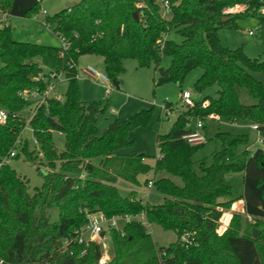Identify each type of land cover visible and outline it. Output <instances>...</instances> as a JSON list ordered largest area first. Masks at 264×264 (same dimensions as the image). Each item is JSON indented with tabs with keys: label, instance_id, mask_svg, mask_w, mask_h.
<instances>
[{
	"label": "trees",
	"instance_id": "obj_1",
	"mask_svg": "<svg viewBox=\"0 0 264 264\" xmlns=\"http://www.w3.org/2000/svg\"><path fill=\"white\" fill-rule=\"evenodd\" d=\"M161 1L167 3L166 14L160 0H77L45 17L51 32L64 39L62 47L14 40L10 25L1 20L2 13L31 16L40 0H0V109L7 114L0 122V264H99L100 245L93 241L85 247L75 239L93 212L107 217L143 213L149 225L176 233L172 244L158 247L138 220L110 228L113 255L106 264H264V85L252 75L264 72V60L248 57L242 47L224 46L218 35L219 28L236 26L237 18L259 14L264 0ZM238 4L245 8L223 12ZM173 28L180 42L168 38ZM85 54L101 56L107 77L118 82L126 59L140 67L154 64L156 85H181L188 72L200 68L194 89L216 85L215 96L188 106L156 136L158 154L150 165L144 153L120 151L131 145L128 132L144 125L150 111L115 118L98 134L97 120L106 106L81 101L77 88L74 64ZM163 56L170 57L167 67L160 65ZM51 74L66 81L64 98H48L30 120L36 140L31 146L21 135L26 102L19 93L44 89ZM242 92L253 101L244 103ZM191 116L248 120L256 124L262 143L250 149L248 134L218 130L211 138L218 144L211 161L194 159L205 142L183 138ZM53 131L63 136L62 150L54 145ZM14 147L12 158L47 167H37L43 181L31 192L10 166L12 158L3 160ZM151 170L176 176L182 185L169 177L145 179L164 196L159 204L143 202L134 190L120 195L118 179L138 184V176ZM235 173H242L240 192L226 176ZM237 200L243 201L244 214H232L219 232L223 210Z\"/></svg>",
	"mask_w": 264,
	"mask_h": 264
},
{
	"label": "rangeland",
	"instance_id": "obj_2",
	"mask_svg": "<svg viewBox=\"0 0 264 264\" xmlns=\"http://www.w3.org/2000/svg\"><path fill=\"white\" fill-rule=\"evenodd\" d=\"M77 0H40L37 12L28 17L6 16L1 14L2 22L10 25L11 36L14 40L41 43L50 46H61L60 39L51 32L45 24V17L51 16L55 12L65 8L67 2ZM160 10L166 14V7L160 0ZM238 10H243L245 7L242 4L236 5ZM263 6H260L261 9ZM227 8L223 9L225 12ZM259 9V10H260ZM43 10L46 12L43 13ZM259 27L255 34L250 35L249 30ZM218 35L221 43L229 48L242 47L244 53L250 58L264 60V14L259 11V14H251L248 16L236 19V26L223 27L218 29ZM168 38L176 42H180L182 37L176 32L175 28L171 29ZM170 57L163 56L160 62L162 67H167L170 64ZM91 64L98 71L104 72L103 60L101 56L93 54L81 55L78 58V66ZM124 72L119 76V86L112 85V89L108 90L104 84L92 82L84 79H77V88L79 98L83 102L98 101L101 105L106 106V111L101 114L97 120L98 134H102L108 123L115 118L126 120L135 116L141 111H150V117L144 125L135 126L128 132V139L132 140L130 146L121 149L125 154H146V162L153 165L158 154L156 146V136L164 134L172 125L177 115L187 107L181 102L182 91H189L195 102L202 101L205 97H214L217 89L216 85L207 87L202 91L194 89V82L199 77L202 70L195 68L188 72L184 77L182 84L178 85L174 82H167L160 85L155 84L157 72H155L154 64L140 67L134 59L124 60ZM252 75L264 85V72L255 71ZM67 83L65 80L58 82L55 94L64 98ZM241 100L244 103H250L253 100L244 92L241 93ZM206 105V101L203 106ZM164 106V109H162ZM198 118L191 116L187 124L188 129H195ZM203 127L200 129L205 137V143L195 154L194 159H204L209 163L212 158V153L218 148V144L211 138L218 131H227L233 134L246 133L250 139V149L258 145V133L250 127L252 122L245 119H237L233 123L225 118H206L202 120ZM53 142L58 150L64 148V139L58 131L52 132ZM22 138H28L30 145L33 144V136L29 129H26ZM9 164L16 172L24 177L28 182L29 191L36 186H40L43 179L38 168H47L44 165L38 164L37 161H30L20 156L9 160ZM227 178L235 186V192L242 190V173L227 174ZM169 177L178 185H182L180 178L168 175L165 171H159L156 174L151 170L146 174L138 176V184L130 183L124 179H118L115 183L118 192L121 196H126L130 191L136 192L137 198L149 204H159L163 201V195L154 187L147 186L144 183L147 178ZM243 213V201H235L229 209L223 210V215L217 223V230L223 232L229 223L232 214ZM52 220L57 219V211L52 214ZM123 221H119L117 229L120 228ZM84 225L83 227H85ZM153 240L158 247H166L176 240V233L171 230H163L158 225L150 226ZM82 229V228H81ZM109 229L106 228L105 236L100 244L102 256L105 264L112 258V249L109 238ZM82 236L87 237V231H82Z\"/></svg>",
	"mask_w": 264,
	"mask_h": 264
},
{
	"label": "built area",
	"instance_id": "obj_3",
	"mask_svg": "<svg viewBox=\"0 0 264 264\" xmlns=\"http://www.w3.org/2000/svg\"><path fill=\"white\" fill-rule=\"evenodd\" d=\"M164 6L167 9V3L163 2ZM238 11V7H229L225 10V12H236ZM260 11L264 14V5L260 9ZM43 13L45 14L46 12L43 10ZM259 27H255L254 29L249 30V34L253 35L255 34V31L258 30ZM61 46L66 47V43L64 39H61ZM76 66L77 74L76 78L77 79H84L92 82H99L101 84H104L108 90L112 89V81L107 77L105 72H100L98 71L93 65L87 64L83 66L82 68H79L78 64H74ZM50 77L52 80H50L49 83L46 84L45 88L40 90L37 86L31 87V88H25L22 89L21 92L19 93L20 97L23 99L24 102H26V105L24 108L21 110V119L23 120L22 123V129H21V135L26 129H29L31 131L29 122L30 120L35 116L37 110L44 104H46L48 98H57L60 99L58 95L55 94V89L58 84V82H61L63 80L62 75H57L55 78L54 74H51ZM181 102L184 106H193L194 101L191 96V93L189 91H182L181 94ZM162 109H164V106H162ZM7 117L6 111L3 109H0V122H3ZM203 127V122L201 119H198L196 122L195 129L187 131L184 135L183 138L191 143V144H200L205 142V137L201 132V128ZM250 127L252 129H257L256 124H250ZM257 141L258 144L262 143V139L260 138L259 134L257 136ZM19 139L17 140V142ZM16 142V143H17ZM33 144H36V140L33 139ZM17 149L14 147L9 150L8 156H6L3 160H7L9 157L12 158L16 155ZM147 186L152 187V182L149 181L147 183ZM130 220H138L141 223L145 224L148 228V230L151 232V228L146 220L144 214H139V215H125V216H111L107 217L105 214L101 212H93L88 214V222L86 223L85 227H81L78 235L76 236V240L78 244H83L85 247H87L90 242H97L98 245L101 244L104 236H105V230L106 228H117V224L119 221H123V224L127 221ZM122 224V225H123ZM86 229L88 236L85 238L82 236V231ZM103 233V235H102ZM101 247V246H100ZM86 251L83 250L82 255L85 254ZM105 259L103 256H101L99 260V264H105Z\"/></svg>",
	"mask_w": 264,
	"mask_h": 264
},
{
	"label": "water",
	"instance_id": "obj_4",
	"mask_svg": "<svg viewBox=\"0 0 264 264\" xmlns=\"http://www.w3.org/2000/svg\"><path fill=\"white\" fill-rule=\"evenodd\" d=\"M75 2L74 1H71V2H67L66 5H65V8H71L72 6H74ZM133 17L135 20H138V15L136 12L133 13ZM112 83L114 86L118 87L119 86V82L117 80H112ZM103 235V233H102Z\"/></svg>",
	"mask_w": 264,
	"mask_h": 264
},
{
	"label": "crops",
	"instance_id": "obj_5",
	"mask_svg": "<svg viewBox=\"0 0 264 264\" xmlns=\"http://www.w3.org/2000/svg\"><path fill=\"white\" fill-rule=\"evenodd\" d=\"M194 101V100H193ZM233 123V122H232Z\"/></svg>",
	"mask_w": 264,
	"mask_h": 264
}]
</instances>
